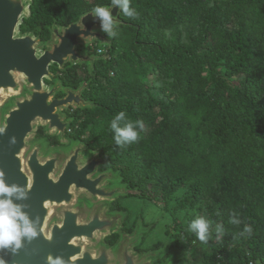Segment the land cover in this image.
Listing matches in <instances>:
<instances>
[{"label": "trees", "instance_id": "16d2710c", "mask_svg": "<svg viewBox=\"0 0 264 264\" xmlns=\"http://www.w3.org/2000/svg\"><path fill=\"white\" fill-rule=\"evenodd\" d=\"M110 4L32 0L21 32L45 43L53 24ZM130 6L138 18L120 12L92 107H79L86 116L76 118L84 124L75 137L87 131L86 142L128 188L162 200L166 210L173 199L172 216L185 210L189 226L179 242L181 249L203 246L200 264H264V0H131ZM120 111L126 116L119 126L129 119L145 125L141 131L136 124L140 138L123 147L111 129ZM199 217L211 221L207 243L189 230Z\"/></svg>", "mask_w": 264, "mask_h": 264}, {"label": "water", "instance_id": "95a60500", "mask_svg": "<svg viewBox=\"0 0 264 264\" xmlns=\"http://www.w3.org/2000/svg\"><path fill=\"white\" fill-rule=\"evenodd\" d=\"M28 6V0H0V94L17 90L20 78L29 86L22 98L11 99V107L0 119V128L5 129L0 133V180L15 189L11 196L0 195V200H11L34 235H22L19 246L12 243L0 247V262L111 264L105 244L99 242L95 248L85 242H95L97 234L115 228L116 219L102 214L105 201L137 190L126 188L125 184L107 187L114 177L121 181L119 172H97L109 160L98 152L92 153L88 146H81V142L69 150L56 149L43 155L42 144L29 141L37 121L44 122L48 130L62 138L63 126L72 118L64 122L61 110L70 104L92 107L91 101H84L80 92L69 88L63 97H53L59 85L49 87L43 80L51 78L50 65L62 68L67 62L76 63L83 58L77 45L87 39L110 45L111 37L103 33L101 19L89 10L67 26L53 24L51 38L42 43L32 33L18 34ZM103 7L113 14L114 30L122 23L121 9L112 4ZM81 152L89 155L81 157ZM80 190L98 203L93 209L83 208L80 202L76 204L75 195ZM19 224L22 230L24 221ZM98 248L99 253L95 250ZM129 256L123 264H140Z\"/></svg>", "mask_w": 264, "mask_h": 264}, {"label": "flooded vegetation", "instance_id": "af4514ba", "mask_svg": "<svg viewBox=\"0 0 264 264\" xmlns=\"http://www.w3.org/2000/svg\"><path fill=\"white\" fill-rule=\"evenodd\" d=\"M67 26V25H65ZM53 26L50 27L49 31V38H51V29ZM64 27V26H60ZM77 52L83 56L79 61L76 63L67 62L62 65V68L59 67L58 64H52L49 67L51 72V78H44V83L46 85L54 86L58 84L60 89L57 90L53 97L60 98L65 95L66 88L70 89L71 91L80 92V97L84 101H91L94 100L92 96L96 94L97 83L98 81L102 80L101 78L97 79V72L103 66L102 57L105 55V45H99L97 43H85L84 45L79 44L77 45ZM103 49L104 51H100ZM66 74H68V80L66 79ZM54 79V80H53ZM57 82V83H56ZM101 82V81H100ZM85 109L82 110L79 107H74L72 104L68 105L67 107L61 110L63 114V121L65 122L67 119L72 118L73 121L70 123H65L63 126L62 131V138L59 137L54 131L48 130L46 125L42 121H37L34 126L33 133L31 138L29 139L31 144L40 142L42 144V151L43 155L48 154L52 150L56 149H71L73 148L78 142H81V146H88L92 151L89 144L86 142V135L87 131L81 137H75L77 133V126L80 124H84V121L75 122L76 118L80 116H86ZM99 153V152H98ZM81 157H86L89 155L88 153L81 152ZM100 154V153H99ZM102 154H100L101 156ZM111 169L113 173H116L117 170L113 169L111 164L98 167L97 172H102L105 170ZM120 184L121 181L119 182ZM113 184H107V187H112ZM126 188H128L126 186ZM137 195L135 193H129L119 198L109 199L106 200V207L105 213L109 214L108 217H114L116 219L115 228L112 231H108L103 234V239L99 242L105 244L107 246V251L109 255V261L111 264H123L127 260V256L130 258L129 254L132 255L133 262H138L140 264H183V260H179V258L175 259L174 261L168 262V257L171 255V250L169 246L168 248H161L163 241L157 240L154 244L151 245H143V238L145 235L141 234L136 235V217L131 221L129 217L126 216L124 220L121 221V224H117V216L123 210L125 211L126 205L125 202L128 197L136 198ZM137 199L143 200L144 202L147 198L142 197L141 193L139 192ZM149 200V199H147ZM75 201L77 203H81L83 208L85 209H93V207L98 204L91 200V198L84 192L78 191L75 195ZM92 201V202H91ZM153 201V200H150ZM135 230V232H134ZM134 232V233H133ZM131 234V237L129 236ZM130 237L129 239L125 237ZM98 243H93L92 247L97 248ZM87 245V241L85 242ZM132 248L135 250L132 251ZM99 253V248L95 249ZM136 252V253H135ZM144 256V257H143ZM148 256V257H147ZM194 264H199L201 262L200 254L197 255L196 260H193ZM191 262V259L188 260Z\"/></svg>", "mask_w": 264, "mask_h": 264}, {"label": "rangeland", "instance_id": "374dc122", "mask_svg": "<svg viewBox=\"0 0 264 264\" xmlns=\"http://www.w3.org/2000/svg\"><path fill=\"white\" fill-rule=\"evenodd\" d=\"M31 2L32 0H28L29 5ZM29 14H30V9L28 6V10L27 12L24 13L22 21L18 27V34L25 33V32L24 33L21 32L20 27L21 25H24L23 21L29 16ZM30 33L36 36L34 32H30ZM86 42L92 43V40L87 39ZM86 42H84L82 45H84ZM99 42L106 43L100 40ZM19 84H20V87L17 90L3 92L0 94V119L2 118L4 114V111L8 109L9 107H11L10 101L12 98L20 99L23 97L24 94L28 93L29 86L25 83L23 78L19 79ZM150 94L154 96H158L159 91L151 90ZM109 183L113 185H120L119 180L116 177H114L111 181H109ZM133 193L137 195L136 198L128 197L126 199L128 200L127 202H125L126 209L125 211L122 210L119 213V215L116 217L117 224L120 225L121 221L124 220L126 216L129 217L131 221L134 219V217L137 216L136 218V224H137L136 232L137 233H134L135 230L133 233L139 236L144 233L143 235H145V238H143L144 239L143 245H151V244H154L157 240H161L163 241L161 248H168L169 246H171L170 247L171 255L168 257V260H169L168 262L171 263V261H174V258L175 259L179 258V260H183L182 262L183 264H194L193 260H196L197 255L201 254V252L203 251V246L196 242V243H190V245H188L186 249H181L179 239L183 235L182 228L189 226L187 224V219L185 218V210H179L175 213L174 216H172L169 210H171L175 204V201L173 199L168 203L166 207L168 210H166L165 203L162 200L150 201L146 199L145 201L147 202H144L143 200L137 199V198H140L138 197L139 191H136V192L134 191ZM122 196L124 195H120L116 198H119ZM105 207H103L102 209L103 215H106ZM202 213L206 214L204 213L203 210H202ZM106 232L97 234L95 237V242L98 243L99 241H101L103 239V234ZM129 236L131 237V234ZM130 237L126 236L125 238L129 239ZM95 242L87 241L86 246L92 247V244ZM212 242H216V238H214ZM133 250L134 249L132 248V251ZM190 259H191V262L189 263L188 260Z\"/></svg>", "mask_w": 264, "mask_h": 264}, {"label": "clouds", "instance_id": "9594fccd", "mask_svg": "<svg viewBox=\"0 0 264 264\" xmlns=\"http://www.w3.org/2000/svg\"><path fill=\"white\" fill-rule=\"evenodd\" d=\"M113 6H119L123 14L131 19L138 18V13L132 8L131 0H112ZM92 14L99 17L102 21V30L106 32L110 37H114L116 33L112 30L114 23L113 14L108 7L97 6ZM103 51V49H100ZM126 113L120 111L115 118L111 121V129L115 132V142L121 147L125 145H131L137 142L140 138V132L144 130L145 125L142 120L132 121L129 119L123 127L119 126V122L124 120ZM138 124L141 131H137L135 125ZM5 131L4 128H0V133ZM2 175V173H0ZM15 191L14 188H9L5 183L0 180V195L11 194ZM24 221V227L21 230L19 221ZM240 223V221H234ZM210 220H206L203 217L196 218L191 221L189 230L194 232L198 239L202 243H207L208 231L210 227ZM252 229L250 226H246L244 229L245 233H251ZM244 233H241L243 235ZM22 235H34L33 229L28 224L27 219L19 212L18 208L13 205L11 200H0V247L10 245L12 243L19 246L20 237ZM2 264V262H0Z\"/></svg>", "mask_w": 264, "mask_h": 264}, {"label": "built area", "instance_id": "2783aa9c", "mask_svg": "<svg viewBox=\"0 0 264 264\" xmlns=\"http://www.w3.org/2000/svg\"><path fill=\"white\" fill-rule=\"evenodd\" d=\"M104 51V50H103Z\"/></svg>", "mask_w": 264, "mask_h": 264}]
</instances>
